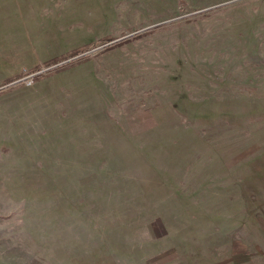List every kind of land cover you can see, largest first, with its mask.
Masks as SVG:
<instances>
[{
	"label": "rangeland",
	"instance_id": "1",
	"mask_svg": "<svg viewBox=\"0 0 264 264\" xmlns=\"http://www.w3.org/2000/svg\"><path fill=\"white\" fill-rule=\"evenodd\" d=\"M18 11L44 65L88 49L0 64V264H264V0Z\"/></svg>",
	"mask_w": 264,
	"mask_h": 264
},
{
	"label": "crops",
	"instance_id": "2",
	"mask_svg": "<svg viewBox=\"0 0 264 264\" xmlns=\"http://www.w3.org/2000/svg\"><path fill=\"white\" fill-rule=\"evenodd\" d=\"M20 19L18 0H0V64L5 63L6 59L11 62V51H16L17 56L28 61L32 68L45 67L43 61L51 59L55 55L48 54V51L43 53L42 47H38L36 44L39 39L25 33V25L21 23ZM13 77L15 75L10 74L3 77V86L14 85L11 84Z\"/></svg>",
	"mask_w": 264,
	"mask_h": 264
},
{
	"label": "built area",
	"instance_id": "3",
	"mask_svg": "<svg viewBox=\"0 0 264 264\" xmlns=\"http://www.w3.org/2000/svg\"><path fill=\"white\" fill-rule=\"evenodd\" d=\"M53 66H50V67H53ZM50 67H47L46 69H48ZM41 69L35 70V69H32L31 67L23 66V67H21L20 69L17 70L16 76L13 78V81L14 82L15 81L16 82H21L24 85H32L35 82L36 76L40 72L46 70V69H43V70H41Z\"/></svg>",
	"mask_w": 264,
	"mask_h": 264
},
{
	"label": "trees",
	"instance_id": "4",
	"mask_svg": "<svg viewBox=\"0 0 264 264\" xmlns=\"http://www.w3.org/2000/svg\"><path fill=\"white\" fill-rule=\"evenodd\" d=\"M127 40V39H126ZM125 40V41H126ZM107 42H109V41H107ZM117 43H114V44H111V45H116ZM86 49H88V45L87 46H85V47H77V48H75L74 49V51H73V53L72 54H70V55H78V54H80L81 53V55L80 56H75L74 57V59L72 60V61H74V60H76V59H78V58H80V57H82V56H84L83 54H84V51L83 50H86ZM70 55H68V56H70ZM68 56H66V57H68ZM65 56L64 57H62V58H55L54 60H51L49 63H46L45 65H49V64H56L55 66H53V67H50V68H48V69H46V71L44 72V73H46V72H48V71H51V70H55V69H57V68H62V67H64V66H66L67 65V61L66 62H63L62 60H64L65 58H66ZM71 61V62H72ZM62 62V63H61ZM60 63V64H59ZM41 67H37L36 69L37 70H39ZM35 69V70H36ZM43 73H40L39 75H42Z\"/></svg>",
	"mask_w": 264,
	"mask_h": 264
}]
</instances>
